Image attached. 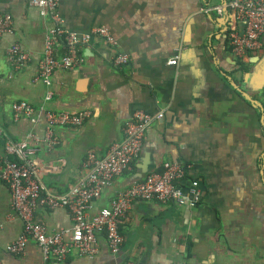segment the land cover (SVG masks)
I'll return each mask as SVG.
<instances>
[{
	"label": "crops",
	"instance_id": "1",
	"mask_svg": "<svg viewBox=\"0 0 264 264\" xmlns=\"http://www.w3.org/2000/svg\"><path fill=\"white\" fill-rule=\"evenodd\" d=\"M231 1L60 0L67 30L106 27L118 45L94 38L81 48V65L55 73L54 95L46 102L48 88L36 76L49 23L29 0H0V14L10 13L15 28L0 49V168L7 139L20 141L29 132L44 131L43 122L15 121V102L91 111L80 128H55L60 144L54 150L41 147L34 156L41 183L56 196L68 195L86 174L89 152L103 158L124 139L125 124L136 111L163 112L146 132L136 170L145 153L154 162L152 170H161L165 162L188 164L183 184L197 180L201 191L193 207L134 202L119 223L125 238L119 254L110 253L100 235L98 255L72 252L60 264H264V40L258 51L234 54L230 34L243 26L227 7ZM216 7L220 11H205ZM12 43L31 55L19 71L6 60ZM116 51L128 54L130 62L114 66ZM177 54L178 64L170 66ZM132 170L104 190L94 211L108 207L130 186ZM35 220L49 231L72 224L70 212L62 208H38ZM22 231L10 191L0 180V263L45 264L35 241L20 255L7 251Z\"/></svg>",
	"mask_w": 264,
	"mask_h": 264
},
{
	"label": "built area",
	"instance_id": "2",
	"mask_svg": "<svg viewBox=\"0 0 264 264\" xmlns=\"http://www.w3.org/2000/svg\"><path fill=\"white\" fill-rule=\"evenodd\" d=\"M29 6L38 10L49 26L45 34L43 56L39 61L36 81L47 88L46 102L53 98V78L58 70L72 71L81 65V48L87 47L94 38L102 39L107 45L117 48L118 42L106 27H95L86 33L71 32L65 28L64 18L59 12L60 0H29ZM227 7L243 29L230 34V43L236 56L260 50L264 40V0H232ZM220 11V7L207 8ZM14 18L10 13L0 14V49L3 39L14 34ZM6 60L13 71H19L31 61V55L19 43L6 48ZM177 54L169 61L176 66ZM113 65L121 67L130 62L128 54L116 51ZM15 121L27 119L33 125L44 123L41 135L29 132L25 139H7L3 144L5 163L0 168V180L11 195L13 217L23 224L22 234L7 247V251L20 255L27 244L35 241L43 253L45 264H60L72 252L80 256L93 257L99 254V236L104 235L110 253L121 252L125 238L120 232V220L125 218L136 201L156 200L172 202L178 206H195L201 199L197 180L184 185L189 165L165 162L161 170H152L144 178L118 192L108 207L94 211L95 202L113 181L131 171L140 158L147 130L153 122L161 120L163 112L156 115L138 110L125 124L124 139L113 144L106 156L98 158L89 152L83 162L86 174L68 195L50 193L39 179L40 168L34 156L39 148L54 150L60 140L55 128H80L91 117L84 109L76 113L53 111L45 107L35 108L27 101L12 105ZM4 138L0 129V145ZM57 170L56 166H51ZM38 208L49 210L67 209L72 218L68 228L49 231L45 224L35 220ZM1 264V263H0ZM183 264V263H175Z\"/></svg>",
	"mask_w": 264,
	"mask_h": 264
},
{
	"label": "water",
	"instance_id": "3",
	"mask_svg": "<svg viewBox=\"0 0 264 264\" xmlns=\"http://www.w3.org/2000/svg\"><path fill=\"white\" fill-rule=\"evenodd\" d=\"M154 162L151 159L149 153L143 154L140 163L137 165L136 173L132 176V181L130 183H136L141 181L146 174H148L154 168Z\"/></svg>",
	"mask_w": 264,
	"mask_h": 264
},
{
	"label": "trees",
	"instance_id": "4",
	"mask_svg": "<svg viewBox=\"0 0 264 264\" xmlns=\"http://www.w3.org/2000/svg\"><path fill=\"white\" fill-rule=\"evenodd\" d=\"M135 170H136V165H135V164H133V170H132V172H131V173H134V172H135Z\"/></svg>",
	"mask_w": 264,
	"mask_h": 264
}]
</instances>
